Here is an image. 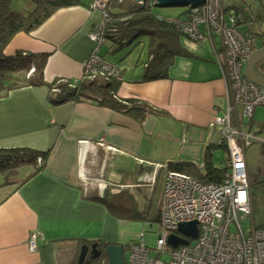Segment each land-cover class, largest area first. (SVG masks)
<instances>
[{
    "label": "crops",
    "instance_id": "obj_1",
    "mask_svg": "<svg viewBox=\"0 0 264 264\" xmlns=\"http://www.w3.org/2000/svg\"><path fill=\"white\" fill-rule=\"evenodd\" d=\"M91 1L59 8L33 31L15 34L4 53H47L46 83L79 79L96 48L87 34L101 20L100 10L88 7ZM240 15L246 24L247 17ZM178 43L191 56L175 57L167 77L148 82L143 81L147 37L121 50L106 39L98 50L121 72L120 99L138 98L166 114L142 123L90 101L50 104L44 85L14 89L0 98V148L49 150L43 168L26 181L0 182V264H76L79 242L120 244L121 219L93 197L108 186L111 193H130L139 210L147 209L156 197L161 205L167 162L203 166L205 148L217 135L210 121L227 104L226 81L215 60V39L192 44L182 35ZM253 112L249 123L240 126L256 134ZM218 149L212 150V164ZM32 231L41 238L29 252Z\"/></svg>",
    "mask_w": 264,
    "mask_h": 264
},
{
    "label": "built area",
    "instance_id": "obj_2",
    "mask_svg": "<svg viewBox=\"0 0 264 264\" xmlns=\"http://www.w3.org/2000/svg\"><path fill=\"white\" fill-rule=\"evenodd\" d=\"M230 0H205L191 8L182 20L173 19L175 28L192 43L215 39V60L226 81V107L214 113L209 127L216 129L215 143L226 147L229 168L220 183H202L179 171H167L157 224V244L149 249L141 240L131 242L123 252V264H264V229L254 227L244 233L240 220L251 216L245 149L261 141L241 122L249 123L254 108L264 105V88L252 83L243 72L245 62L257 49L256 39L237 28ZM92 10H100L101 20L88 32L95 49L86 58L83 74H101L121 79V72L99 53L105 41L108 14L105 0H93ZM76 81L74 79L73 83ZM38 166L41 164L37 158ZM195 221L196 238L177 232L179 223ZM174 234L186 239V245L172 247L167 237ZM41 234L32 231L26 246L29 252L37 249ZM152 251V252H151ZM153 253V256L150 254Z\"/></svg>",
    "mask_w": 264,
    "mask_h": 264
},
{
    "label": "trees",
    "instance_id": "obj_3",
    "mask_svg": "<svg viewBox=\"0 0 264 264\" xmlns=\"http://www.w3.org/2000/svg\"><path fill=\"white\" fill-rule=\"evenodd\" d=\"M32 8L26 12H18L10 7V0H0V98L6 96L8 92L26 87H38L44 85L48 88V100L50 104L58 105L66 101L94 102L98 106H104L114 111L127 115L130 118L143 122L147 117L166 115L164 111H159L141 99L124 98L120 99L116 95L119 81L114 78H107L101 74L82 75L74 80L55 79L50 83L43 81V68L48 57L47 53H32L28 51H16L12 55H6L4 47L11 41V37L19 32L29 33L38 27L42 22L52 15L59 8L82 5L84 0H29ZM155 0H107L105 10L108 14V24L105 28V38L110 40L115 46L114 50H121L123 47L134 43L140 37L148 39V59L144 64L143 81L156 80L167 77L173 60L177 56H191L181 48L178 38L182 37L175 28L173 19L182 20L186 18L192 7H186L175 17L161 16L154 13ZM176 7V6H173ZM185 7V6H184ZM237 28L245 21L241 16V10L232 4ZM242 27L240 31L244 34L254 36L253 31ZM262 70V69H261ZM264 71V70H262ZM260 131H264V124L260 125ZM225 147L216 143L205 148L203 166L198 168L191 162H167L168 170L179 171L197 179L202 183H220L225 172L229 168L228 158L224 167L215 166L211 163L212 150ZM49 150L38 151L25 147H5L0 148V175L2 185L21 184L30 178L31 175L40 171ZM37 158L41 164L38 166ZM24 166L29 167V172L24 176H19L18 170ZM249 187L252 185L248 180ZM257 185L264 187V180L258 181ZM252 189V187H251ZM250 194V193H249ZM93 199L106 206L108 212L116 218L123 220H140L145 216L147 209L139 210L133 202L130 193L120 191L111 193L108 186H105L102 195ZM154 220L159 219L158 211L154 215ZM262 228V227H260ZM97 244L102 251L101 256L88 264H106V257L103 249L109 244L102 240L94 242L82 241L79 244ZM121 245V244H120ZM123 250L126 246H123Z\"/></svg>",
    "mask_w": 264,
    "mask_h": 264
},
{
    "label": "rangeland",
    "instance_id": "obj_4",
    "mask_svg": "<svg viewBox=\"0 0 264 264\" xmlns=\"http://www.w3.org/2000/svg\"><path fill=\"white\" fill-rule=\"evenodd\" d=\"M230 3H234L235 5H237L240 8L242 14L247 17V19L245 18L246 24L243 23L242 26L238 27V29H242L241 27L251 29L255 33L256 43L258 45L264 43V0H230L229 4ZM10 7L22 13L30 10L32 8V4L29 0H10ZM152 8H154L156 14L158 13L162 15H169L179 13L186 7L153 6ZM187 41L192 43L189 39H187ZM244 68L245 67H243V72ZM253 114V121L255 123L254 126L259 130L261 127L260 125L264 124V105H259L254 110ZM255 135L261 141L254 140L249 145V147L244 150L248 180L250 179L252 184L250 187L248 184L249 193L251 191L252 195L250 199L249 194L251 216L245 217L243 220H240V224L244 233H246L251 228V224H253L255 227L264 228V187H260L259 185H257L258 181L264 180V131H260V133H256ZM214 152H216L213 157L214 164L224 167V159L226 154L228 155L226 147L225 150L218 149ZM25 170L28 171L29 167L24 166L20 168L18 170L19 176H24L25 174H27ZM96 176H98V174ZM99 177L100 176H98L97 179H100ZM1 181L2 176L0 175V182ZM156 198L155 200L153 198V201H151V207L147 208V211L145 212L146 217L140 220H120L118 225V239L121 245L127 246L128 244H131V242L139 243V240H141L149 249H155V246L157 244V224L159 222V219L156 222L154 220V215L157 211L159 214L160 207V204L156 201ZM150 255L153 256V253H151ZM126 256L127 254L123 252L124 261Z\"/></svg>",
    "mask_w": 264,
    "mask_h": 264
},
{
    "label": "water",
    "instance_id": "obj_5",
    "mask_svg": "<svg viewBox=\"0 0 264 264\" xmlns=\"http://www.w3.org/2000/svg\"><path fill=\"white\" fill-rule=\"evenodd\" d=\"M140 1V0H134ZM205 0H155V7H194L202 5ZM259 62H264V46L258 47L245 62L244 75L255 85L264 88V71L259 68ZM177 232L192 239L198 235V227L195 221L187 223H179ZM167 243L172 247H177L180 244L186 245L188 241L174 234L167 237ZM102 251L99 250L96 243L92 245L83 244L79 250L76 264H88L89 261L101 256ZM123 247L120 244L109 243L103 249V255L106 257V264H123Z\"/></svg>",
    "mask_w": 264,
    "mask_h": 264
},
{
    "label": "flooded vegetation",
    "instance_id": "obj_6",
    "mask_svg": "<svg viewBox=\"0 0 264 264\" xmlns=\"http://www.w3.org/2000/svg\"><path fill=\"white\" fill-rule=\"evenodd\" d=\"M258 64L260 65V67L262 66V63L261 62H259ZM262 68H264V67H262Z\"/></svg>",
    "mask_w": 264,
    "mask_h": 264
},
{
    "label": "clouds",
    "instance_id": "obj_7",
    "mask_svg": "<svg viewBox=\"0 0 264 264\" xmlns=\"http://www.w3.org/2000/svg\"><path fill=\"white\" fill-rule=\"evenodd\" d=\"M254 133V132H253ZM227 164H228V162H227ZM255 227V226H254ZM257 228H260V227H257ZM262 229H264V228H262ZM123 254V253H122Z\"/></svg>",
    "mask_w": 264,
    "mask_h": 264
}]
</instances>
